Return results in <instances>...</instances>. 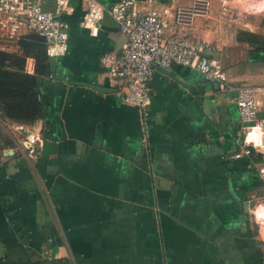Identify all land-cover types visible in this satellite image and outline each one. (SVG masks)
Wrapping results in <instances>:
<instances>
[{
	"label": "crops",
	"instance_id": "obj_1",
	"mask_svg": "<svg viewBox=\"0 0 264 264\" xmlns=\"http://www.w3.org/2000/svg\"><path fill=\"white\" fill-rule=\"evenodd\" d=\"M99 1L105 11L91 33L81 0H70L68 49L40 85L43 116L19 123L0 111V264H264L254 165L264 162V124L249 129L244 154L235 98L236 85H254L264 118V45L236 37L264 36V0H208L184 25L173 13L193 0L153 4L170 6L167 36L215 43L209 54L234 87L221 90L190 66H171L175 77L154 67L146 128L108 72L124 40L107 12L116 0ZM26 63L33 72L34 59ZM40 137L55 151L41 155Z\"/></svg>",
	"mask_w": 264,
	"mask_h": 264
},
{
	"label": "built area",
	"instance_id": "obj_2",
	"mask_svg": "<svg viewBox=\"0 0 264 264\" xmlns=\"http://www.w3.org/2000/svg\"><path fill=\"white\" fill-rule=\"evenodd\" d=\"M139 1L116 0L107 8L124 36L120 51L108 59V72L121 80L117 91L121 99L141 110L145 128L150 102L149 80L154 69L151 63L166 67L190 66L205 79L216 82L221 90L234 87L222 68L220 58L209 54L216 49L214 42L205 38L190 40L186 36H167L170 6L165 5L158 11L153 8L157 0H143V4ZM81 2V24L95 33L105 6L99 0ZM207 5L208 0H193L191 6H177L173 13L175 21L180 25L188 24L195 13L205 14ZM71 10L70 0H54L53 9L46 8L45 0H0V49H9L12 42L16 46L22 34L35 32L44 37L47 56L54 58L64 54L68 49V32L61 16ZM25 68L32 70L29 63ZM235 88L245 142L242 152L249 154L251 141L246 139V134L253 126L263 125L264 118L258 114L256 87L243 82ZM141 142L147 143L146 133L141 136ZM254 165L264 183V162Z\"/></svg>",
	"mask_w": 264,
	"mask_h": 264
},
{
	"label": "trees",
	"instance_id": "obj_3",
	"mask_svg": "<svg viewBox=\"0 0 264 264\" xmlns=\"http://www.w3.org/2000/svg\"><path fill=\"white\" fill-rule=\"evenodd\" d=\"M236 37L257 48L264 45V36L253 31L238 29ZM16 46L15 51L0 49V111L12 121L33 123L43 116L40 85L51 73L53 63L46 54L44 37L35 32L22 34ZM29 57L34 59L33 72L25 70Z\"/></svg>",
	"mask_w": 264,
	"mask_h": 264
},
{
	"label": "water",
	"instance_id": "obj_4",
	"mask_svg": "<svg viewBox=\"0 0 264 264\" xmlns=\"http://www.w3.org/2000/svg\"><path fill=\"white\" fill-rule=\"evenodd\" d=\"M151 66L152 67H156L160 70H162L163 72L165 73H168L172 76L175 75V71L172 70L170 67H166V66H162V65H159V64H153L151 63ZM175 77V76H174ZM186 84V83H185ZM187 86L191 89L192 87L190 85L187 84ZM192 90V89H191ZM212 102L211 99H208V100H205V103L210 105ZM19 130L24 133V134H29L28 131L25 129V127L23 126H20L19 127ZM55 148H56V142L51 140V139H48V138H45V137H40L36 143V147L35 149H37L41 155L43 156H47L50 152H53L55 151ZM2 247L0 246V252H1V249Z\"/></svg>",
	"mask_w": 264,
	"mask_h": 264
},
{
	"label": "clouds",
	"instance_id": "obj_5",
	"mask_svg": "<svg viewBox=\"0 0 264 264\" xmlns=\"http://www.w3.org/2000/svg\"><path fill=\"white\" fill-rule=\"evenodd\" d=\"M256 221L264 227V206H261L256 211Z\"/></svg>",
	"mask_w": 264,
	"mask_h": 264
},
{
	"label": "bare ground",
	"instance_id": "obj_6",
	"mask_svg": "<svg viewBox=\"0 0 264 264\" xmlns=\"http://www.w3.org/2000/svg\"><path fill=\"white\" fill-rule=\"evenodd\" d=\"M253 133V132H252ZM250 136V135H249ZM252 136V135H251Z\"/></svg>",
	"mask_w": 264,
	"mask_h": 264
},
{
	"label": "rangeland",
	"instance_id": "obj_7",
	"mask_svg": "<svg viewBox=\"0 0 264 264\" xmlns=\"http://www.w3.org/2000/svg\"><path fill=\"white\" fill-rule=\"evenodd\" d=\"M188 6H191V5H188Z\"/></svg>",
	"mask_w": 264,
	"mask_h": 264
}]
</instances>
